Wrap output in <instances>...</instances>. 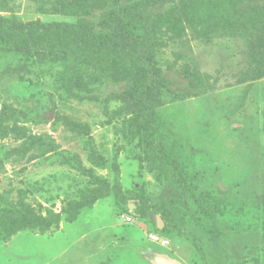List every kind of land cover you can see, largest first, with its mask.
<instances>
[{"label": "rangeland", "instance_id": "rangeland-1", "mask_svg": "<svg viewBox=\"0 0 264 264\" xmlns=\"http://www.w3.org/2000/svg\"><path fill=\"white\" fill-rule=\"evenodd\" d=\"M74 1L0 0V17L83 25L84 13H64L85 11L86 0L64 8ZM219 1L148 3L127 22L136 36L154 33L169 88L156 111L158 143L177 156L185 190L128 124V105L142 92L129 54L57 63L0 43V264H152L155 254L183 264H264V0H226L231 7L220 3L221 14L201 21ZM163 15L169 24L158 23ZM49 42L52 53L60 49ZM102 72L116 77L97 81ZM122 92L126 100L114 96ZM117 183L127 204L112 191L68 220L73 205ZM139 192L149 196L146 214L132 198ZM156 205L172 212L168 231ZM25 213L56 214L59 223L43 234L3 230Z\"/></svg>", "mask_w": 264, "mask_h": 264}, {"label": "trees", "instance_id": "trees-1", "mask_svg": "<svg viewBox=\"0 0 264 264\" xmlns=\"http://www.w3.org/2000/svg\"><path fill=\"white\" fill-rule=\"evenodd\" d=\"M122 1L123 0H86L87 4L86 8L84 7L85 11L75 7L79 5L78 0L74 2H65L66 6H64V8L75 7L76 10V14H74V12H70V10L66 9L64 13L67 16H77L84 13V16L81 18L83 25H74L65 22L54 24H44L41 22L22 23L16 18L8 19L0 17V43L11 45L17 52L21 50L29 54H39L44 51L47 53L46 57L57 63L67 62L70 59L78 62L80 58H84L87 55L98 56L106 51L114 52L116 55L129 54L132 63L133 61L136 63L133 69L141 83L142 92L139 94L137 100L132 101L128 105L126 115H128V113L131 115L128 124H130L132 129L137 131L141 136V143L144 150L156 154L161 160L171 166L181 187L185 190L187 182L182 177L181 165L177 161V156L172 152H166L163 144L158 143V139L162 137V135H160L159 132L160 121L156 111L167 99L169 88L168 85H166L162 71L156 67V55L154 50L156 42L153 36L154 33L146 28L144 29L146 33L145 37L141 38L136 36L127 25L128 20L136 18V16H134V9H138V7L145 4L148 5V3L161 5L170 3L173 0H137L133 7H129L130 5L128 4L122 5ZM141 1L143 4H138V2ZM220 3H224L226 5L225 7L232 6L231 3L227 5L226 0H220L218 3L215 2V4L208 6L211 9L210 11L206 13H203L202 9L201 12L198 11L199 13H203L198 16H201L200 20L212 22V18L215 14L219 15L222 13L220 9L222 5ZM99 4L101 6H99ZM187 6L188 4L185 8H187ZM97 7H102V9L97 10ZM188 9L189 14H191L193 12V7H189ZM96 10L100 11L99 15H97ZM165 20L168 21L166 23L169 24L170 16H161L158 23L161 24V22ZM195 20H197V18ZM142 22L143 24H141L144 28L146 24L144 21ZM53 39L59 42L57 45L60 47V49H56L57 51L54 53H52L51 49L57 48V46L49 48V41ZM70 44L74 45L76 48L75 51L71 50V47H69L71 46ZM41 56L44 55L42 54ZM82 61H84V59ZM75 62L73 65L77 66ZM84 75L85 74H82V77ZM115 77H113L112 72H102L97 81H112ZM91 78L92 77H86V79L92 81ZM94 78L96 80V77ZM88 83H90V81H88ZM114 96L126 100L128 95L122 92ZM114 168L115 170L118 169L116 165ZM117 173H119V169ZM101 183L105 182L102 180ZM112 191L113 193L115 192L118 198L123 197L119 183H117L113 189L109 186L96 189L87 200L75 205L72 204L76 213L68 214V220L74 221L77 219L80 210L93 205L99 198L110 196ZM139 193L134 194L132 198L138 211L142 214H146V212L151 209V206L148 205L149 196L146 193ZM123 200L125 204L128 203L126 197H123ZM152 208H157V210L163 213V219L167 222V227L164 232L168 231L170 226L174 224L171 219L172 212L162 206L156 205ZM57 223H59V216L56 214L45 219L41 216H32L25 213L23 215L13 216L7 223H2L1 227L9 234L16 233L20 229H26L28 227L38 229L43 234L52 225ZM193 241L199 250H201L199 241L195 238Z\"/></svg>", "mask_w": 264, "mask_h": 264}, {"label": "water", "instance_id": "water-1", "mask_svg": "<svg viewBox=\"0 0 264 264\" xmlns=\"http://www.w3.org/2000/svg\"><path fill=\"white\" fill-rule=\"evenodd\" d=\"M158 226L160 228L163 227V222L159 220ZM152 264H183L182 262L171 258L168 255L165 254H155L153 259L151 260Z\"/></svg>", "mask_w": 264, "mask_h": 264}, {"label": "built area", "instance_id": "built-area-1", "mask_svg": "<svg viewBox=\"0 0 264 264\" xmlns=\"http://www.w3.org/2000/svg\"><path fill=\"white\" fill-rule=\"evenodd\" d=\"M124 217H125V216H124ZM124 219L127 220V221H129V220H130V217H125ZM150 238H151V240L154 241V242L159 241V237L156 236V235H153V236H151Z\"/></svg>", "mask_w": 264, "mask_h": 264}]
</instances>
